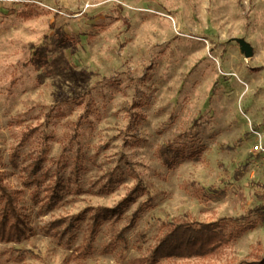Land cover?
Here are the masks:
<instances>
[{
	"label": "rangeland",
	"instance_id": "374dc122",
	"mask_svg": "<svg viewBox=\"0 0 264 264\" xmlns=\"http://www.w3.org/2000/svg\"><path fill=\"white\" fill-rule=\"evenodd\" d=\"M258 135L264 0H0V182L29 227L0 264L256 262V213L208 256L150 254L170 224L264 204Z\"/></svg>",
	"mask_w": 264,
	"mask_h": 264
},
{
	"label": "trees",
	"instance_id": "16d2710c",
	"mask_svg": "<svg viewBox=\"0 0 264 264\" xmlns=\"http://www.w3.org/2000/svg\"><path fill=\"white\" fill-rule=\"evenodd\" d=\"M163 163L170 166L176 158V152L170 150L168 146L159 149ZM137 185L130 190L113 209L101 210V216L118 215L131 203L135 201L134 195L139 190ZM16 197L0 182V240L14 241L25 236L29 231L28 225L24 222L16 207ZM142 207L136 210V215ZM256 213L260 220L264 218V204L250 210L246 215L236 218H221L211 223L184 222L180 224L168 225L167 232L160 239L158 245L150 254L152 262H157L163 258H188L191 256L205 257L215 253L220 247L228 243L230 237L235 235L232 232L226 233L228 223L233 224V230L238 233H245L255 227V223L250 222V215ZM97 218L93 220L89 233L92 239L95 233ZM250 264H264V256Z\"/></svg>",
	"mask_w": 264,
	"mask_h": 264
},
{
	"label": "water",
	"instance_id": "95a60500",
	"mask_svg": "<svg viewBox=\"0 0 264 264\" xmlns=\"http://www.w3.org/2000/svg\"><path fill=\"white\" fill-rule=\"evenodd\" d=\"M237 42L240 52L244 55L245 58H251L253 56V48L242 39H235Z\"/></svg>",
	"mask_w": 264,
	"mask_h": 264
},
{
	"label": "built area",
	"instance_id": "2783aa9c",
	"mask_svg": "<svg viewBox=\"0 0 264 264\" xmlns=\"http://www.w3.org/2000/svg\"><path fill=\"white\" fill-rule=\"evenodd\" d=\"M253 151L255 153L264 154V139L261 138V136H259V135L257 137V141L255 142V145L253 146Z\"/></svg>",
	"mask_w": 264,
	"mask_h": 264
}]
</instances>
